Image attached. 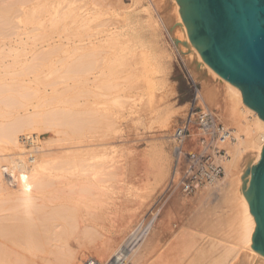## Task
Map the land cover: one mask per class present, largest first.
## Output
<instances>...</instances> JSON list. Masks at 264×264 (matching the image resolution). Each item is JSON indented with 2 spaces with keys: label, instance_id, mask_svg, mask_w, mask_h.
I'll use <instances>...</instances> for the list:
<instances>
[{
  "label": "bare ground",
  "instance_id": "obj_1",
  "mask_svg": "<svg viewBox=\"0 0 264 264\" xmlns=\"http://www.w3.org/2000/svg\"><path fill=\"white\" fill-rule=\"evenodd\" d=\"M16 1L13 2V0L11 1L9 0L8 3L7 1H2V3L6 2L4 3V5L2 4L3 5L2 6L0 0V37L1 34L3 35L2 37H6L7 33L9 34L13 33L12 30L14 29V25L16 23H18L16 24L17 26H20L21 24L24 23L32 24L33 26H35L36 29L41 31L39 32L40 34L39 33L37 34L39 38L35 35V39L38 38V40L36 41H38L41 44L42 49H45V52L41 53L43 55L42 56L43 58L41 57L42 61H44L42 62L40 60L42 62V64L39 63L41 68L49 67V64L48 63L46 64L45 58H49L51 55H53L54 53L53 48L57 46L59 48H62L59 43L60 41L59 39L61 38L62 34L68 41L73 40L74 42H78L79 44L78 49H76L75 52L76 53L79 52L83 57V59L85 60L82 59L83 61L79 62V64L77 63L78 65L75 64L76 66L74 67L76 68L78 66L77 67L78 70L75 68L74 70L73 68L68 69L71 70L69 72H71L74 75L73 79H76L75 84H77V87L76 85L75 87L77 89V94L75 93L76 95L74 94V96L67 95L68 97H65L66 99L65 102H67V104H71L74 107L81 106V103L80 104L76 103L77 98H85V96L86 98H88L90 97L88 96V94L89 95L92 94L93 97L101 100L100 102L101 104L98 105L103 108L101 111L102 113L100 112L101 114L98 113L99 112L98 110L97 114L99 115L97 120L100 121L102 118L106 119L105 117L108 118L112 117L116 122L118 115L115 116L116 115L115 113L109 111V109L106 107L107 105L106 103H111L113 105H116V107L123 109L125 108L123 103L125 99L123 98H125L126 96L125 97L123 95L122 97L117 96L112 91L118 89L121 83L124 84L123 83L124 80L125 81L127 80L128 83L131 82V84H134V86L133 85L131 86L129 85L130 84L129 83L128 86H131L130 88L135 87L137 82L138 81L140 82V77H141L143 78L144 81L142 80V82H144L145 85L148 86L146 82L150 84L151 93H149L148 97L144 96L145 99L138 98L136 95L134 98L127 96L128 98L127 97L126 98L130 100H125L126 102L127 101L130 102L132 100L133 101V103L131 104L132 106L135 105V103H144V107L143 108L141 107L142 109H140L141 111L138 109V111L136 112L137 108H135V112L132 110L133 115L135 113L137 117V119H135V125L137 127L142 128L143 130H149L151 127L149 128V126L146 125V120L150 115H153V119L155 118L156 120L160 118L162 120V123H164L165 125L169 124L167 123L168 117L167 115L165 116L164 111L154 106L156 105L157 97H161V98L166 97L167 94L169 93V90L166 88V85L168 84L169 81L168 75L171 69L170 64L172 58L170 53L155 40L154 35L157 30V27L155 23H152L149 20L147 8H145V6H141L142 0H133L132 2L133 4L127 8H124L125 6L123 7L122 5L120 6L118 5L122 3L120 2L121 0H27V3L28 2L32 3L33 1H36V4L33 5L31 9H29L31 14L26 15L27 16L26 19L25 18L22 19L17 15V17H15L17 18V20L14 21L13 15H16V12L21 10L19 8H22L23 6L22 4V6L16 8L15 11V9H13L14 7L12 8V6H15ZM21 1L22 0H20V2ZM171 1H172V7L175 13L177 24L183 32V36L185 38V41L187 42L186 44L196 55L198 61L202 64V66L205 69H207L214 78L221 80L224 84L228 85V88H230V92L227 98H229L230 100L229 99L228 100L230 102L232 101V103L227 104V106L229 107L227 109V112H228V117L234 124L235 134H236V136H234L236 142L232 143L231 146L229 145L228 154L230 158L228 159L225 165L226 178L229 181L228 182L229 185L226 191L224 190L225 193L221 197L222 200L220 199L221 201L220 205L217 206L215 209H213V212L212 210L210 212L211 215L213 214L212 216L214 217L210 218V215H205L203 211L202 212L204 213L205 216L201 215L202 212H200V214L196 215L195 217L192 216L193 213L191 214L189 213L190 218L191 217L193 218V219L191 218L190 223L196 226H201L204 230L209 231L212 229L218 231V233L221 228L224 229V226H226L227 229L226 231L229 232L228 235L231 234L230 236L233 237L234 241L232 239L230 240H232L233 242L232 241L229 242L227 240L228 239L227 233L225 236V238L227 239H222L224 237L223 235L222 238L220 237V240L216 238V240L214 241V238L210 237L212 239L210 238L207 239V236H205L207 239V241L205 240V242H203L205 238L201 236L199 239V238H195L191 234L190 235L183 234L180 237H178L166 250H164L158 256L157 260L151 264H264V256L258 253L257 251H255L251 247L252 235L255 230L256 224L254 217L250 212V208L247 200L239 191L240 185L242 183L250 181L252 175L251 174L252 167L256 165V162L259 161L260 159L262 149L264 147V121L258 117V114L254 110H252L246 104L243 103L242 94L239 88H237L233 84L229 83L228 81L220 77L204 61L199 50L196 49L189 40L188 30L185 23L182 20L180 14V6L177 3V0H171ZM20 2L18 0L17 3ZM27 3L25 2L24 5ZM116 5L124 9H117ZM139 26L141 27L138 28ZM84 37L87 38L92 37L95 38L96 41L94 42L93 40H90L88 44H85ZM62 40L63 39L61 38V41ZM59 50L60 49L55 51H59ZM137 60H140L139 62L141 63L138 64ZM134 61H135V66L133 64ZM133 66L135 67L134 68L135 70L141 69L143 71V74L142 75L137 74L138 72H136V74L132 73L131 70H133L132 69ZM34 68L33 69L30 68L29 72L34 70L33 74L36 73L38 76L40 69L39 67H36L35 68L36 70ZM63 71L66 70L63 69ZM63 73L60 72L59 75L58 74L55 75L58 77H55L54 79L58 78L59 81L61 82V79L67 80L65 78L69 76V74H71V73H64V74ZM53 74L56 73L55 72L50 73V75L54 76ZM149 74L153 75L154 78L153 79L148 78ZM89 76H92V78H89ZM52 81L54 82L55 80ZM59 81H57V83H59ZM139 82L138 85L136 86L137 89H140V87H142L139 85ZM90 83L92 84L91 88L94 89L95 92H93L90 89L87 90L85 89L84 84H90ZM13 85L17 88L19 87L18 91L15 93L19 95L18 97L22 101L19 100L17 101L16 100L17 98L11 99L12 97L15 96V93L13 96L10 95L12 96L11 98L8 97L9 92H7L8 94H6L7 95L6 97H4L5 96L4 93H3L4 96H2L3 98L0 97V100H2L4 104V105L2 104L3 107L0 106V117L1 118L6 117L9 118L10 120L8 121L9 123L7 121L4 122L5 124L3 122H2L3 124L0 123V156H7V155L9 156L11 154L10 152L14 151L15 149H18L19 151L20 149L19 133L22 131L23 127L39 126V125L53 127L54 122L55 124L58 122L57 120H55L57 117L55 116L56 117L55 118L54 115H52V111L50 110L51 108L50 109L48 108L50 112L49 111L47 112V109L44 111L41 109L42 108L41 103L37 107H35V109L37 110L33 111V113H28V109H27L28 105L26 104L28 100H26L27 98H25L24 99L26 101L25 102L23 98H21L24 96L25 97L28 96V93L24 90L25 88L21 85L20 82L17 81V83ZM15 87H13V89ZM17 88L15 90H13L12 88H10L11 90L9 88L8 89L5 88V89H7L6 91L8 90L16 91ZM20 88L23 89L25 92ZM19 89L20 91H23L25 94H22V92L18 93ZM125 89L126 88H124V90ZM122 90L123 89H121V91ZM2 91L5 92L4 90ZM61 91H64L65 93V90H61ZM60 93L57 94V96L62 95ZM208 94H210V96L212 97V95L214 94V90ZM198 95H200L199 92ZM208 96L207 98L211 99V97L209 98ZM135 98L138 99L135 100ZM64 100H63V104H64ZM15 101L16 103H14ZM70 101H74L75 103H68ZM60 104L62 103L60 102ZM132 106H126V107L131 108ZM20 109L23 111V114L21 113V111H19ZM74 111H78V110H74ZM95 111L94 113L96 114ZM128 111H130V109ZM64 113H67L70 116L69 110L67 112L65 111ZM75 113L77 112H74L73 115L74 118L72 117V113L70 118H68L69 117L68 115L66 116L68 122L67 126H69L68 128H74V126L76 125L73 124L76 123L77 126L79 125L78 127L76 126L77 128L82 126L81 121L79 122L77 120L74 121V119L76 116H77L76 118H78L80 115H82L83 112L81 113V111H78L77 115ZM84 114L87 113L84 111L82 115L83 118L82 121L87 119L86 115ZM63 116L60 117L61 119L59 117L57 119L58 120L60 119L61 121ZM113 116H115L116 118ZM251 116L254 117V120L252 121L249 120V117ZM100 117L102 118L100 119ZM66 118L64 116L65 119L64 125H66ZM71 118L72 121H74L75 123L70 121ZM79 118H81V116ZM88 119L90 120V118ZM88 119L85 121L86 122L88 121L89 123L88 122L87 123L89 125L91 123V120L89 121ZM60 121L59 123H61ZM103 121L105 120H102V123L104 124L103 126L105 125L108 126L107 123L106 122L104 123ZM108 121L110 123H114V121L111 122L112 120H108ZM158 121L160 122V120ZM69 122H71L72 124L69 125ZM87 123H85L83 127ZM88 125H86L87 128ZM56 126H59L58 123ZM86 126L84 128H86ZM111 126L112 124L110 125V127ZM76 127L75 130H77V132L79 131L78 135L82 136V134L80 133V131H82L81 130L82 128L80 127L81 129H76ZM75 130L72 132H75ZM27 136L29 139H32L33 142H37V137L35 136L25 135L22 137H27ZM77 137L78 136H76L75 139ZM68 138L71 139L72 137L68 136L67 139ZM20 141L23 142L22 140ZM78 148L80 147L78 146ZM84 148L85 147H83V149H80L81 155H82L81 152L82 150L85 152L86 148L88 149V147H86L85 150ZM75 149L74 148L70 149V154H73L71 151ZM92 149L93 148H91V150H89L88 152L92 151L93 155L95 156L90 155L89 156L90 158L91 156H93L90 161L91 163L89 162L87 164L83 163L85 165L81 163V160L83 159L82 162L83 161L85 162V161H89V159L87 160L86 158L81 159L80 157L78 160V158L74 157V155H70L67 152H66L67 154L65 153V156L63 155V157H61L60 153L63 151L59 153L60 156L57 154L54 155L55 156L54 157L52 154L51 155L53 156L52 158L47 157L50 155L47 156L43 155L37 158L33 157L31 161L32 164L31 166L26 164L24 157H19L18 155L17 156L18 158L15 159L14 161L15 167L18 169L16 168L7 169L6 165L0 164V171L2 170L6 171L5 174H8V177L10 179L8 180L10 184L11 183L15 184V188H16L15 190L13 189L14 190L13 192H8V190H10V188L12 189V187L7 188L4 186L2 187L3 184L0 185V213H5L6 211V214H0V264H32L34 262V260L31 261L33 259L32 255L34 256L35 252L34 254H28L29 253L28 248L29 247L31 248V246H33V248H37L38 250L41 249V252L42 249L44 248H46L45 251L48 249L46 251L47 252L46 254H48L49 251L48 255L50 256V259L51 257H53L51 254L53 255L55 254L54 258H56L55 260H57L56 262L58 264H73L74 258H72V255L70 254L69 256H67L68 254L67 252H65L68 251L69 248H71L70 237L72 236L71 238H73V236H76V234H78V236L79 234H81L80 236L83 237L86 236L89 237L90 235V238L93 237L91 236V234H97L99 235L98 237L104 236L106 233L105 234L101 233V227H102L101 211L104 210L105 208H110L112 210L110 215L108 213L109 211H107L108 216L106 217L108 218L111 217L112 219L111 218L110 219L113 221L116 220V218L120 217L118 212L122 210V208L118 206L116 203L117 201L122 200L123 197L122 194L126 190L123 186L124 185L123 177L125 176L124 175L125 169L123 171V168L125 167L122 160L123 158L117 153L116 156L114 154L115 152H113L112 155L110 154V152H109L110 155H105V154L101 155L103 149H101L100 151L101 154L96 155L94 153L97 152L98 150L94 149L95 150L94 151ZM77 151L79 153V150ZM103 151L105 152V150ZM74 153L76 155L77 152ZM150 157H152L153 162L151 164V171H149L152 173V175H150L151 173L149 175L150 177L153 176L154 177L153 182H156V185L160 186L167 179L169 175L170 166H171V157H169L168 154L161 149L155 151L154 156L152 155ZM1 159H3V157ZM11 160L13 161L12 158ZM147 160L144 161V163L146 162L145 165H147ZM249 160L251 161V165H249V168L245 171L242 180L241 177L239 176L233 178V173H232L233 170L237 166H239V164L243 167L244 164L247 163V161ZM3 161L5 160L1 161L2 164ZM146 169H148V167ZM1 174L3 173L0 172V178H1ZM152 178H150V180ZM149 185L150 182L148 186ZM199 202H201L202 204L204 203L203 199H199V201L196 203L199 204ZM202 204H200L199 206H204L207 203L205 202V204L203 205ZM180 206H182V203ZM168 209L170 208H167V210ZM12 210L14 211V213ZM81 210L85 211L86 216L81 214ZM9 211L12 214H10ZM167 212L170 213L169 211ZM190 212H195V211H190ZM206 212H208L207 209ZM168 213H167V217H165L166 212L165 215L163 214L164 217L161 216L162 218H164V220L162 218H161L162 220H159L160 222L161 221L162 222L159 227L157 226L158 229L160 228L159 232H156L157 237L156 238L155 236L152 237L149 240V243L145 244L146 247L141 246V248L143 247V251L141 250V248L139 250V247H137L134 250L135 256H132L133 259L131 258L132 264L133 263L145 264L144 263L145 259L149 255L155 252L157 245L170 234L169 231L173 230V227H169L171 226V224L170 222L168 223V221L175 222L176 218L175 216L173 217L172 214H169L171 216H168ZM21 214L26 215V217H23L24 215L22 216ZM46 217L51 218V220L56 219V221H59L57 219H61L63 223L54 224L55 221H52L53 223L52 224L50 220L47 219ZM171 217H173V220H170L172 219ZM180 217L182 218V216ZM166 218H170V219L166 220ZM113 221L110 222L113 223ZM50 223L53 227L49 226ZM167 224L168 226H166ZM178 224L176 225L174 223L173 225L180 226ZM117 225L118 223L116 222L115 226L117 227ZM39 227H43L44 231L47 229V231L45 232L43 231L44 233H46V235L43 234V232L42 234L44 236H47L48 234L49 235L48 240L50 242L52 241L51 243L55 241L57 243V241H59L58 242L59 245H55L53 243L56 246L57 250H55L56 248L52 250V247H50V245H49L50 248L48 246L46 247L44 246L43 248L42 243L45 238L43 239L40 238L41 232L39 234V230L40 229L43 230V229ZM49 227H51L50 229L52 230H50ZM169 228L172 229L170 230ZM166 229L169 230L168 233L166 232ZM224 230L222 233H220L221 235L225 234ZM47 232H50V234ZM74 233L76 234L74 235ZM210 233L215 234V232H210ZM210 233L207 234L211 236L212 234ZM218 233L217 235H220ZM100 234L102 235L100 236ZM106 235L102 237L104 239H101V241L105 240L102 243L103 245L99 243L101 244L100 247L104 248V249L100 248V250L102 251H100L99 254L104 258L105 256L106 257L109 256V250L110 253L113 250L114 252L109 257V259H111V257L115 255L117 249L121 247V246L117 248L115 247L116 244L118 245L119 243L118 239L120 240V237L118 236L119 237L118 239L114 237L116 238L117 241L113 239L114 242L116 241V244H113L112 242L113 240H111L112 237L110 236L111 237L110 238L109 236ZM212 236H216V234ZM106 237L109 238L110 242L114 245L116 249L115 248L109 249L111 248L110 245L111 246L113 245L109 244V241H106L108 240L105 239ZM122 237L124 238V236ZM90 238L86 240L92 242L94 237L91 240ZM152 239H154V241L152 242L153 248L148 247ZM75 240L76 239H74V241ZM50 242L48 243L50 244ZM46 243L44 241V244ZM49 249H51L52 251ZM54 250L57 252H55ZM45 251L43 250L44 254ZM43 252L41 253L42 255ZM39 253L40 252H38V254ZM26 255L28 257L30 255L32 259L28 260ZM42 255L41 257H43ZM46 256L47 255H45L44 258L49 259V256H47V258ZM36 258L40 260V258L38 257ZM50 259L48 261H50L49 263L52 264L53 258H52V262ZM29 261H31L32 263L31 262L29 263ZM33 264H35V262Z\"/></svg>",
  "mask_w": 264,
  "mask_h": 264
},
{
  "label": "rangeland",
  "instance_id": "obj_2",
  "mask_svg": "<svg viewBox=\"0 0 264 264\" xmlns=\"http://www.w3.org/2000/svg\"><path fill=\"white\" fill-rule=\"evenodd\" d=\"M2 1H7V3L9 2V0H1V5L2 4L4 5V3H6V2L2 3ZM14 1H16V0H13V2ZM17 2H18V0L15 2L16 4L14 3L15 6H12V8L14 7L13 9H15V11H16V8L21 7L22 4H23V6H22V8H19L21 10L16 12V15H13L14 21L17 20V18H15V17H17V15L19 17H21L22 19H24V18L26 19V17H27L26 15L31 14L29 9H31L33 7V5L36 4V1H33L32 3H29V2L27 3V0H22L21 2L19 0L20 3H17ZM25 2L27 4L24 5ZM120 2H122V3H120L118 5L119 6L122 5L123 7L125 6L124 8H127L133 4L132 3L133 0H121ZM118 5H116L117 7L115 6L117 9H124L122 7H119ZM141 6H145V8H147L149 20L152 23H155V25L157 27V30H156L155 35H154L155 40L170 53L171 58H172V60H171L172 65L175 67V71L177 73H179V83H178L177 89H175V86L173 83L168 81L166 88L169 90V93L167 94L166 97H162V98L157 97V102H156V105L154 106V107H158V109H161L164 111L165 116L167 115V117H168L167 123H169V124L165 125L164 123H162V120L160 118H158L156 120L155 118L153 119V115H150L148 117V119L146 120V125L149 126V128L151 127L149 130H143L142 128L137 127L135 125V119H137V117H136L135 113L133 115V111L135 112V108H137L136 112L138 111V109L139 110L142 109L144 107V103H135V105H133L134 106L133 107L131 105L133 103L132 100L130 102L127 101L128 103L125 100H130L127 98L128 97L134 98L136 95L138 98H142V99L144 98L145 99V97H148L149 93H151L150 84L146 82V84H148V86L145 85V83L142 82L143 78H141V77H140V82L143 83L144 85L138 81L139 85L142 86V87H140V89L136 88V86L138 85V82H137V84L135 83L136 84L135 87L130 88L132 85L134 86V84H131V82H129L130 83L129 84L127 80L126 81L124 80L123 81L124 84L121 83V85L119 86L118 89L112 91L117 96H121V97H122V95L124 97L128 96L127 98L126 97L123 98V99H125L123 101L125 108H123V109L116 107V105H113L111 103H106L107 104L106 107L109 109V111L115 113L116 114L115 116L118 115L116 122L110 116H109L110 118L105 117L107 120L103 119L102 117H100V119L102 118L100 121L97 120L98 115H99V114H97V112L99 110L98 113H100L103 108L98 105V104H101L100 103L101 100L93 97L92 94L91 95L88 94V96H90L88 98H86V96H85V98H77V101L74 100V101H76V103H79V104L81 103V106H78V107L75 106L74 107L71 104H67V102H65L66 101L65 97H68L71 95L74 96L75 93L77 94V89H76L77 84H75L76 79H73L74 75L71 72H69L71 70H68V69L73 68V70H74V68H75L74 66L78 65L79 62H82L83 60H85V59H83V57L81 56V54L79 52H77V53L75 52L76 49H78V45H79L78 42H74L73 40L68 41L63 36V34L60 33V34H62L61 38L63 40L61 41V38H60L59 39L60 41L59 40L58 41H59L60 46L62 48H59L58 46L55 47L56 49L53 48L54 49L53 55H51L49 58H45L46 64L48 63L49 67L41 68L40 64H42V62H44V61H42L43 55L41 53L45 52V49H42L41 44L38 41H36L39 38L37 36V34L41 31L36 29V27L33 26L32 24L24 23V24H21L20 26H17L16 24H18V23H16V24L14 23L15 24L14 25L15 30L14 29L12 30L13 33H10L11 35L9 33H7V34H9V35H7L5 32L6 37H2L3 36L2 34H1L2 38L0 37V39H1L0 40V89L2 88L0 91V97L4 96V94H5L4 97H6L7 96L6 94H8L7 92H9L8 97L11 98L14 95V93L18 91L19 87L17 88L13 85V84L17 83V81H18L25 88L24 90L28 93V96L21 97V98H23V100L25 98H27L26 100H28L27 102L24 100L26 102V104L28 105L27 106L28 113H33V111L37 110V109H35V107H37L41 103V106H42L41 109L42 110L45 111L47 109V112L48 111L50 112V110H51L52 115H54V117L56 116L57 118L58 117L60 118L63 115L66 118V116L68 114L64 113V112L65 111L67 112L68 110H69L70 116L72 113V117L74 115V112H77V113H75L77 115L78 111H81V113L82 112L84 113V111H85L88 114V116H87V114H84V115H86L87 119L90 118L91 123L88 125L89 122L87 121L88 122L87 123L85 121L87 119L82 121L83 120V118H82L83 113H82V115H80V113H79V115L81 116L82 119L79 118L80 116L78 118H76L77 117L76 116L74 121H76V120L78 122L81 121L83 123V124L81 123L82 126H80L82 129L80 127L77 128L79 126V125L77 126V123L73 124V125H76L77 127L74 126V128H68L69 126H67V124H68L67 118H66V125H64L65 124L64 116H63L61 121H60L61 118L58 120L55 117L56 118L55 120L58 121V122L57 121L56 122L58 123V125L60 127L56 126L57 123L55 124V122H54L53 127L44 126V125L25 126L22 128V131L19 133V145H20L19 151H18V149H15L14 151L10 152L11 154L9 156L7 154H6L7 156H0L1 158L3 157V159L0 158V164L6 165L7 169L16 168L14 165V161H15V159L18 158L17 157L18 155H19V157H24L26 164H28L27 160H26V158H27L26 153H28L30 151L35 152L34 153L35 158H37L39 156H43V155H45V156L50 155L47 157L52 158L54 155H57V154L59 155V153L61 151L64 152V153L61 152L62 154L60 153L61 157H63V155L65 156L66 152L70 154V149H73V148L75 149V147H76V149L71 151L73 154H70V155H74V157L78 158V160L80 157H81V159L82 158H84V159L86 158V160L89 159V161H85V162L84 161L82 162V160H83L82 159L81 160L82 164L83 163L87 164L88 162L91 163L90 162L91 158L93 156H95V155H93L92 151L88 152L89 150H91V148H93L92 150H94V149L98 150L97 152L94 153L96 155L101 154V152H100L101 149L105 150V152L102 150L101 155H103V154H105V155L111 154L112 155L113 152H115L114 154L116 156H117V154L120 155L123 158L122 160H123V164L125 166V167L123 166L124 167L123 171L125 169V171H124L125 176L123 175L124 176L123 177V180H124L123 186L126 189V190L124 189L126 192L125 191L123 192L122 200L117 201L116 204L118 206H120L122 208V210H120L121 212L120 211L118 212L120 217L116 218V220H114L115 222L113 220H111L112 219L111 217H110L111 219L106 217V216H108V213L110 215L112 212V210L110 208H105L104 210L101 211V215H102L101 216L102 217L101 233H103V234L106 233L107 235L106 234L105 235L109 236V237L111 236L112 237V238L110 237L111 240H113V239L116 240V238L118 239L120 237L121 241L118 239V242H119L118 245L116 244L117 240L115 242H114V240L112 241L113 244H116L115 247L117 248L123 243V241L129 235V233L132 231L134 226L145 216L147 211L150 210L151 208H156L159 210L158 219H157L156 224H155L154 228L152 229L151 233L140 244V246H138L139 250H140L141 246L144 247L146 243H149V240L152 237H154V236H155V238L157 237L156 232H159L160 228L158 229V227L161 225V222H162V221L160 222L159 220H162V219L164 220V218H162V217H164L165 212H166L165 217H167V213H168L167 211H169L170 213H168V216H171L169 214H172V216L173 217L175 216V218H176L175 222L174 221L173 222L168 221V223L170 222V224H171V226H169V227H173V230H171L172 228L171 229L169 228L172 231L171 232L168 229H166V232L168 233V231H169L170 234L157 245L155 252L153 254L149 255L145 259V262H144L145 264H151L157 260L158 256L164 250H166L178 237H180L183 234H189V235L191 234L195 238H199V239L201 236V237L205 238L203 242H205V240L207 241V239L210 237L214 238V241L216 240V238H218L220 240V237L222 238L223 235H224V237L222 239L228 238L227 240L229 242L232 240L234 241V239L232 236H230L231 234L228 235L229 232L226 231L227 230L226 226H224L225 230L223 228H221L219 230V233H218V231H215L212 229L207 231V230H204L201 226H196V225L190 223L191 218H192V217L190 218L191 213H193L192 216L195 217L196 215L200 214V212L203 211L205 213V215H210V218L214 217V216H212L213 214L211 215L210 212H211V210L213 212V209H215L217 206L220 205V202H221L220 199L223 196V194L225 193V191L229 185V183H228L229 181L226 178V170H224V175L219 179V181L217 183H215L214 185H211V186L204 187L192 195L184 196L179 192H174L170 196H163L161 198L163 189H164L165 185L169 182V180L172 176V171L170 170L167 179L160 186H157L156 182H153L154 177L153 176L150 177V175H152V173L149 171H151V164L153 162L152 157H150V156H152V155L154 156V152L157 150H160V149L163 150V143L165 142L164 140L166 139V142L168 141L167 137L173 131V129L181 123V121L186 117V115L189 113V111L191 109H194L196 107H206L207 106L208 109L215 110L218 113L219 117L221 118L222 122L233 130L234 136H236V134H235L234 124L230 120V118L228 117V112H227V109L229 108L227 106V104L232 103V101L230 102L229 101L230 99L227 98L229 95V92H230V88H228V85L224 84L221 80L214 78L209 73V71L202 66V64L198 61L196 55L189 48V46L186 44L187 42L185 41V38L183 36V32H182L181 28L178 26L176 18H175V13H174V10L172 7V1L171 0H142ZM140 27L141 26H139L138 28H140ZM35 35L38 37L37 39H35ZM90 40H93L94 42L96 41L95 38L84 37V41H85L84 43L85 44H88ZM58 49H60V50L55 51ZM87 60H89V59H87ZM139 61L140 60H137L138 64L141 63ZM133 64L135 66V61ZM35 65H37V66H35ZM134 66L132 67L133 70H131L132 73L136 74V72H138L137 74L142 75L143 71L139 68H138L139 70H135ZM170 66H171V64H170ZM32 67L33 68L39 67L40 72L38 73V76L36 73L33 74L34 70L29 72L30 68L33 69ZM77 67L75 69H77ZM63 69L66 71H63ZM51 72H55L56 74H53L54 76H52V75H50ZM60 72L61 73H63V72L64 73H71V74H69V76H67L65 78L67 80L61 79V82H60L58 78L54 79L55 77H58L55 75H57V74L59 75ZM50 76H52V77H50ZM46 78H49V79H46ZM89 78H92V76H89ZM148 78L153 79L154 76L149 74ZM43 79H45V80H43ZM42 80L44 83H46V82H48V83L44 84L42 82ZM52 80H55V81L53 82ZM57 81H59V83H57ZM51 82H52V84H51ZM128 84L131 86H128ZM75 85H76V87H75ZM84 86H85L86 90L90 89L93 92H95V90L91 88L92 87L91 83L90 84H84ZM13 87H15V88L13 89ZM5 88H7V89L12 88L13 90H15L17 88V90L16 91H10L11 90L10 89V90L6 91L7 89H5ZM124 88H126V89L124 90ZM20 89H19L18 93L22 92V94H25L24 93L25 91L23 89H21V90H23L24 92L20 91ZM74 89H76V90H74ZM121 89H123L124 91L123 90L121 91ZM2 90H4L5 92H3ZM61 90H65V93H64V91H61ZM175 90H176V94H175ZM208 90H210V91H208ZM213 90H214L215 96L213 94L211 97L210 94H208V93L212 92ZM59 91L63 92V93H60ZM197 91L199 92L200 95H198ZM57 92L62 94V95H60L61 97L57 96V94H59ZM119 93H120V95H119ZM10 95H12V96H10ZM15 96L12 97L11 99L17 98L16 99L17 101L18 100L22 101L19 99L18 94L15 93ZM197 96H198V98H197ZM207 96L209 98L211 97V99H208ZM138 98H135V100ZM63 100H64V104H63ZM12 101H14V100H12ZM74 101H70L68 103H75ZM60 102L62 104H60ZM14 103H16V101ZM2 104H3V102H2V100H0V106L1 107H3ZM96 105H98V106H96ZM181 105H184V106L179 108V106H181ZM43 106H44V108H43ZM113 106H115V107H113ZM126 106H132L131 107L132 109L129 107H126ZM139 106H140V108H139ZM48 108L49 109L51 108V109L48 110ZM53 109H55V110H53ZM129 109H130L132 114L130 113V111H128ZM74 110H78V111H74ZM19 111H21V113L23 114V111L21 109ZM59 111H60L61 115H60ZM94 111L96 112V114L94 113ZM62 113H64V114H62ZM70 116L68 118H70ZM115 116H113V117H115ZM2 118L0 117V123L10 121L9 118H6V117H2ZM55 120H53V121H55ZM102 120H105L103 122L104 123L106 122L109 127L106 125L103 126L104 124L102 123ZM108 120H112L111 122L114 121L115 124L110 123ZM158 120H160L161 123ZM249 120L250 121L254 120V117H252V116L249 117ZM59 121L61 123H59ZM70 121L75 123L74 121H72V118ZM107 121L109 122L110 125L112 124L111 127ZM71 122H69V125L72 124ZM85 123H87L86 125H88V128L86 125H85L86 128H84L85 126L83 127V125ZM75 127H76V129H81L83 131V132L80 131L82 136L78 135L79 131L77 132V130H75ZM73 129L75 130V132H72V131H74ZM69 130H70V132H69ZM65 131H66V133H65ZM25 135H32V136L37 137V142H32V143L26 142L24 140V138L22 137ZM74 135H76L78 137L75 139L76 136H74ZM68 136H71L72 138L69 139L70 138L69 137L67 139ZM79 136H80V138H79ZM20 140H22L23 142H21ZM80 141L82 142V144ZM77 142H79V143H77ZM168 144L171 147V144L170 143H168ZM77 145L80 148H78ZM71 147H73V148H71ZM83 147H85V148L88 147V149L86 148L85 152L82 150L81 151L82 155H81L80 149H83ZM141 147H146V148H144L141 151H137V148H141ZM85 148H84V150H85ZM63 149H65V150H63ZM77 150H79V153ZM228 150H229V148H228ZM74 152H77L78 154L76 153V155H75ZM86 152L90 153V154H87ZM109 152H110V154H109ZM52 154H53V156H51ZM84 154L87 156H85ZM90 155H93V156H91V158H90L89 157ZM168 156L171 157L169 154H168ZM10 157L13 159V161L11 160ZM4 158H7V159H4ZM2 160H5V161L9 160V161H7V162L3 161V164H2V162H1ZM146 160H147V165H145L146 162L144 163V161H146ZM171 161H172V158H171ZM249 161H247V163H245L243 167L239 164V166H237L233 170V172H232L233 178H236L237 176H239V177H241V180H242V177L244 176L245 171L249 168V165H251V161H250V163H249ZM148 162H150V163H148ZM226 163H225V165H226ZM28 165L31 166L32 164H28ZM83 165H85V164H83ZM93 165H95V164H93ZM141 166H143V167H141ZM86 167H87V165H86ZM147 167L150 170L146 169ZM16 169H18V168H16ZM0 172L3 173V174H1L0 185L3 184L2 187L4 186L7 188L12 187V189L10 188V190H8V189L7 190H8V192H13L16 189L15 184H12V183L10 184V182H9L10 179L7 176V174H5L6 171L2 170ZM150 178H152V179L150 180ZM148 181L150 182L149 186H148V184H149ZM151 184H153V185H151ZM128 189H131V190H128ZM199 199H203V201H204L203 204H205V202L207 203L204 205L205 207L199 206L200 204H202L201 202H199V204L196 203L199 201ZM194 201H195V203H194ZM176 203L179 205V207ZM181 203H182V206H180ZM167 208H170V209L167 210ZM201 208H202V210H201ZM206 209L208 210V212H206ZM107 211H109V212L107 213ZM190 211H195V212H190ZM203 212L201 213V215L205 216ZM9 213L12 214L10 211H9ZM13 213H14V211H13ZM0 214H6V211H5V213H0ZM81 214L86 216L84 210H81ZM86 214H87V212H86ZM21 215L23 216L24 214H21ZM179 215L182 216V218ZM23 217H26V215H24ZM173 217H171L172 219L166 218V220H169V219L173 220ZM47 219H49L51 223H52V221H55L54 224L63 223L61 221V219H57L59 221H56V219L51 220V218H47ZM49 220H48V222H49ZM110 221H113L114 225ZM105 222H107V223H105ZM116 222L118 223L117 227L115 226ZM178 222H179V224H178ZM51 223L49 226H52ZM174 223L176 225L178 224L180 226H176V225L174 226L173 225ZM106 225H108V226H106ZM166 226H168V224ZM39 228L43 229V230H41V229L39 230V234L41 232L40 238L47 239V240H45V239L43 240V243H42L43 248H44V246L49 247V245H50V247H52V250L54 248H56L55 245H59V243H58L59 241H57V243H56V241L53 242L55 244L54 245L53 243H51L52 241L50 242L48 240V236H49L48 234H47V236L43 235V234L46 235V233H44V232L47 231V229L44 231L43 227H39ZM50 228L51 227H49V229ZM112 229H114V230H112ZM50 230H52V229H50ZM57 230H58V228H57ZM116 230H118V231H116ZM223 230H224L225 234L221 235L220 233H222ZM42 232H43V234H42ZM210 232H215L216 236H212L215 234L210 233ZM47 233L50 234V232H47ZM205 233L206 234L210 233L212 235L209 236L208 234L206 235ZM217 233L220 235H217ZM226 233H227V238H225ZM75 234L76 233H74V235ZM80 235L81 234H79V236H78V234H76V236H73V238H71L72 236L70 237V242H71L70 247L71 248H69L68 251H65L68 254L67 256H69V254H70V255H72V258H74L73 264H83L84 261L87 260L88 258H93L102 264V263H105L109 259L110 255H112V253L114 252L112 250V252L110 253V250H109V256H107V257L105 256L104 258H103V256H100L99 252L102 251V250H100V248H102L100 246L105 241V240L101 241V239H104L102 237H104L105 235L102 237H98L99 235H97V234H91V236H93L94 238L93 237L90 238V235H89V237L88 236L83 237ZM101 235L102 234H100V236ZM122 236H124V238ZM205 236H207V239ZM229 236H230V238H229ZM114 237H116V238H114ZM89 238H90V240L93 238V241L89 242V240L88 241L86 240ZM212 238H210V239H212ZM74 239H76L75 240L76 242L74 241ZM82 239H83V241H82ZM105 239H108L106 241H109V244H112L110 242L109 238L106 237ZM230 239H232V240H230ZM44 241H45V243L47 241V243L44 244ZM153 241H154V239H152L150 241L151 243L148 245V247L153 248V244H152ZM48 242H50V244ZM87 242H88V244H87ZM99 243H101V244H99ZM53 246H55V247H53ZM104 246H106V245H104ZM110 247L111 248H109V249L115 248L114 245L113 246L110 245ZM143 247L141 248L142 251H143ZM32 248H33V246H31V248L30 247L28 248V250H29L28 254H34V252H35V255L34 256L32 255L33 259L30 255H29V257L26 255L28 260H30V259H32L31 261L34 260L35 264L36 263L38 264V262H39V264H51V263H49L50 261H48L50 259V256L48 255L49 251H48V254H46L47 253L46 251L48 249L46 251H45L46 248L42 249V252H43V250L45 251V254L43 252V255H42L41 249L38 250L37 248H33V251H32ZM102 249H104V248H102ZM49 250H51V249H49ZM55 250H57V248ZM38 252H40V253L38 254ZM55 252H57V251H55ZM41 255L43 257H41ZM45 255L49 256V259L47 258V256H46L47 259H45L44 258ZM51 255L53 256L50 259L51 262H52V258H53V263L58 264L56 262L57 260H55L56 258H54L55 254L54 255L51 254ZM35 256L40 258V260L37 259ZM132 256H135L134 251H133L132 255L129 256V258L127 260V264H132L131 263L132 262V260H131ZM37 260H39V261H37ZM31 261H29V263ZM40 261H41V263H40Z\"/></svg>",
  "mask_w": 264,
  "mask_h": 264
},
{
  "label": "water",
  "instance_id": "obj_3",
  "mask_svg": "<svg viewBox=\"0 0 264 264\" xmlns=\"http://www.w3.org/2000/svg\"><path fill=\"white\" fill-rule=\"evenodd\" d=\"M188 37L204 61L264 121V0H177ZM240 185L255 220L251 247L264 256V147Z\"/></svg>",
  "mask_w": 264,
  "mask_h": 264
},
{
  "label": "built area",
  "instance_id": "obj_4",
  "mask_svg": "<svg viewBox=\"0 0 264 264\" xmlns=\"http://www.w3.org/2000/svg\"><path fill=\"white\" fill-rule=\"evenodd\" d=\"M26 142L32 139L23 137ZM172 144V176L165 185L161 198L179 192L184 196L214 185L224 175L229 159V145L235 142L232 129L225 125L215 110L207 107L191 109L181 123L167 137ZM34 151L26 154L31 164ZM8 176V174H7ZM159 210L151 208L134 226L115 252L102 264H127L131 253L146 239L154 228ZM83 264H101L88 258Z\"/></svg>",
  "mask_w": 264,
  "mask_h": 264
},
{
  "label": "crops",
  "instance_id": "obj_5",
  "mask_svg": "<svg viewBox=\"0 0 264 264\" xmlns=\"http://www.w3.org/2000/svg\"><path fill=\"white\" fill-rule=\"evenodd\" d=\"M168 80L174 84L175 86V89H177V86H178V83H179V73H177L175 71V67L172 65V62H171V69H170V72H169V75H168ZM175 94H176V90H175ZM185 105V104H184ZM184 105H181L179 106V108L183 107ZM165 142L163 143V151L164 152H167L169 155H171V158H172V144L171 142L169 141L168 139V143L171 144V147L169 146V144L166 142V139L164 140ZM144 148L146 147H141V148H137V151H141L143 150ZM172 165H173V161H171V166H170V170L172 171Z\"/></svg>",
  "mask_w": 264,
  "mask_h": 264
}]
</instances>
